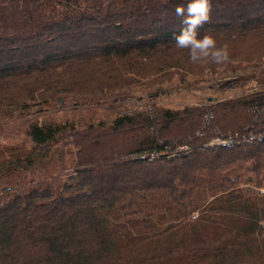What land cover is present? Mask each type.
Masks as SVG:
<instances>
[{"label":"trees","instance_id":"trees-1","mask_svg":"<svg viewBox=\"0 0 264 264\" xmlns=\"http://www.w3.org/2000/svg\"><path fill=\"white\" fill-rule=\"evenodd\" d=\"M211 2L222 64L176 47L187 0H0V264H264V80L84 116L264 64V0Z\"/></svg>","mask_w":264,"mask_h":264},{"label":"rangeland","instance_id":"rangeland-1","mask_svg":"<svg viewBox=\"0 0 264 264\" xmlns=\"http://www.w3.org/2000/svg\"><path fill=\"white\" fill-rule=\"evenodd\" d=\"M264 80V64L250 67L237 74H207L188 76L187 83L174 81L161 86H140L126 95H109L106 101L99 100L95 109L84 111V116L93 123L108 121L117 112L128 111L134 106H142L155 101L162 105L177 107L188 103L206 102L216 98L241 93L247 87L258 88ZM259 82V83H257ZM58 104L62 110L71 107V103ZM56 156V154H55Z\"/></svg>","mask_w":264,"mask_h":264},{"label":"clouds","instance_id":"clouds-1","mask_svg":"<svg viewBox=\"0 0 264 264\" xmlns=\"http://www.w3.org/2000/svg\"><path fill=\"white\" fill-rule=\"evenodd\" d=\"M212 11L211 0H187L186 6H177L175 14L181 17V28L174 35L175 45L179 49H187L189 59L193 63L213 62L226 63L230 59L227 44L217 46L216 39L207 31L200 35L198 30L210 22Z\"/></svg>","mask_w":264,"mask_h":264}]
</instances>
